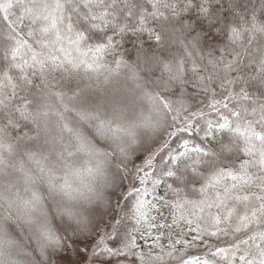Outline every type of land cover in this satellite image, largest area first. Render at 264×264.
Returning <instances> with one entry per match:
<instances>
[{"label":"snow or ice","instance_id":"snow-or-ice-1","mask_svg":"<svg viewBox=\"0 0 264 264\" xmlns=\"http://www.w3.org/2000/svg\"><path fill=\"white\" fill-rule=\"evenodd\" d=\"M13 7L22 9L15 20L10 19ZM239 7L232 5L233 20L220 28L227 43L209 53L206 63L192 60L189 68L188 49L196 48L199 36L187 40L194 29L182 14L195 9L198 20L215 26L221 21L210 0L0 3L6 25L0 35V264H52L54 255L58 264H85L89 253L99 264H156L166 257L179 264H236L237 259L264 264V0L259 13L254 5L251 11ZM128 35L136 38V59H114L111 69L115 76L123 74L127 86L111 98L94 100L85 94L90 85L82 87L75 77L109 67L105 57L116 55V38ZM176 43L184 56L173 53ZM57 72L67 75L48 81ZM189 84L207 98L198 111H189ZM33 89L38 91L32 94ZM21 91L32 98L20 96ZM169 116L184 121L168 133L170 138L203 132L201 144L185 140L169 149L159 175L158 153L145 161L151 172L135 168L142 187L128 191L133 202L125 217L148 228L171 227L152 223L155 204L148 199L170 177L177 185H168L175 202L166 203L180 212L179 220L196 223L197 235L153 256V248L140 250L137 233L141 239L144 233L129 228L123 217L111 231L96 232L92 209L110 203L109 190L131 175L137 152L148 150L144 146ZM217 132L227 137L218 151L208 146V137ZM225 153L232 154L230 164L221 162ZM20 220L33 231L29 240L34 238L36 247L30 251L13 235ZM179 220L174 212L173 224ZM221 235L231 237L229 246L208 243ZM155 240L160 247L159 237ZM200 244L206 246L203 255L189 254Z\"/></svg>","mask_w":264,"mask_h":264},{"label":"trees","instance_id":"trees-1","mask_svg":"<svg viewBox=\"0 0 264 264\" xmlns=\"http://www.w3.org/2000/svg\"><path fill=\"white\" fill-rule=\"evenodd\" d=\"M4 0H0V3H3ZM177 2H186V0H177ZM212 9L215 11L217 15L220 16L221 23L216 24L215 26H210L207 20H203L201 18L198 20L199 13L197 10H192L189 12H184L182 14L183 20L185 23H192L193 24V31L188 35L187 40L191 41L193 37L199 36V41L196 44V48L192 49L189 48L188 50L192 52V57L188 60V67H191V61L196 60L197 63H206L209 53L214 52L218 48H222L225 43H227L226 37L221 33L220 28L223 27L224 23L231 22L233 20V8L232 5L234 3L238 4L240 7L237 11H251L252 6L256 7L257 12L259 13V0H210ZM10 12V19L15 20L17 16L22 15V9H18L13 7L9 10ZM3 12L0 11V35L6 31V25L3 20ZM201 20L203 21L201 23ZM27 23V19H25V24ZM23 27V25H21ZM179 27V25H177ZM17 31H20V28H17ZM24 31H27L25 28ZM21 35L23 33L21 32ZM147 40V37H144ZM184 38L181 37V40ZM116 42L118 47L116 48V55L112 56L109 55L105 57V61L109 67L101 69L99 73H92L88 75V78H85L84 73L78 74L75 78L82 81L81 86L84 87L85 85H90L85 89V94L89 95L94 100H101L104 98H111L112 96L116 95L117 92L126 87V82L124 79L123 74L121 73L120 76H115L111 73V69L115 68V64L113 60H119L121 58L125 60H135L137 56L136 47L137 41L134 36L128 35L124 37L122 40L120 37L116 38ZM173 53L177 57L184 56V50L180 43H176L172 48ZM203 57L204 59L201 60L200 58ZM61 75H67L62 73H52L48 75L47 79L51 83H56L53 80V76L56 77L57 80L60 79ZM191 79L194 77L191 76ZM107 77V79H106ZM34 83L39 85L41 84V80L39 78H34ZM63 82L61 81V84ZM61 85H57L59 87ZM38 89H33L32 94L36 93ZM32 94L26 93L21 91L19 93L20 96L27 95L29 99L32 98ZM173 99H176L173 97ZM187 103L191 106L189 111H198L207 104L206 96L200 92L199 88H193L191 84L187 87V96L185 97ZM17 104L21 103L19 99L16 101ZM207 110V109H205ZM185 115H188L187 113ZM211 119H215V114H212ZM184 121L180 120L178 122H174L171 120L170 116L163 121V126L160 129V132L148 142L147 145L144 147L148 150H140L137 152V157L134 158L132 164L129 165V168L132 169V173L130 176H126L122 182H120L117 189H110L108 192V199L110 201L107 205H98L92 209V224L95 226V231L98 232L100 235H103L104 231H111V225L116 223V220H120L122 217L123 223L126 224L129 228L138 227L140 231L144 233V238H140V234L137 233V240L138 243L141 245V249L143 252L147 253L150 248H153L152 255L155 256L157 253L161 252V248L163 249L164 253H167L171 250L170 246L174 244L177 240H191L193 236L197 235L196 232L192 231V229L196 228V223L193 222L191 225H188L183 220H179L180 212L176 211L175 209L168 206L166 202L172 201L175 202L174 197L172 196L168 185H172V187H176L177 185L173 183L174 178L165 177L164 182L161 183L155 193L152 196L148 197L151 199L155 204V209L151 211V216L155 217V220L152 223L156 225H171V227H154L148 228V225H136L135 221L125 217V213L131 207L132 198L127 197V193L133 185L135 187H142L138 180L136 179L135 168L137 167H145V161L148 159L150 155L153 153H158L154 165L157 168L156 175H159V169L163 167L161 162V158L166 159L169 149H174L178 146V144L182 143L185 140L190 141L191 144H201V137H203V132H180L177 135L169 137V132H175L177 127H182ZM172 127H169V125ZM23 131H28L27 128H24ZM17 133L13 132L12 135L15 136ZM167 141L168 148H163L164 143ZM227 137L224 133L217 132L215 137H208V146L212 147L214 150H219V145L221 143H226ZM163 150L161 151V149ZM228 157V158H225ZM231 153H225L224 156L221 157V162L223 164H230L231 163ZM146 171L151 172V169L145 167ZM201 170H204V166L201 165ZM206 174V173H205ZM187 175L191 176L190 173ZM87 180L88 178L85 177ZM151 191V184L147 186ZM196 187H199L197 184ZM190 187L185 189V192H190ZM124 197H127L126 199ZM162 197L163 199H157ZM175 212V217L179 220L178 223L173 224V213ZM187 215V212L184 213ZM115 217L116 219H113ZM193 219L192 217H189ZM21 228L17 229V232H14L13 235L17 238L19 245H21V238L19 233L22 234H30L33 236L32 230H26L23 226V220L19 221ZM28 226V225H27ZM159 237V245L160 247H156V240L155 238ZM34 239V238H33ZM231 240L230 236H223L221 235L219 238L212 237L208 239V243L218 245L220 247H227L229 246V242ZM35 242V239H34ZM36 245V243H35ZM35 245H32L34 248ZM177 249H183L182 244L175 245ZM25 251H30L25 247ZM189 254H196V255H203L206 252V246L204 244H200L198 248H190ZM66 255V254H65ZM179 255V253H177ZM240 254L238 253L237 256ZM187 258V257H185ZM17 259L24 260L23 256L17 257ZM104 259V258H101ZM58 258L54 255L52 258V264H57ZM99 264V262H97ZM156 264H179V261L176 259L165 258L163 262H156ZM220 264H225V262H220ZM236 264H242L241 261L237 259Z\"/></svg>","mask_w":264,"mask_h":264},{"label":"rangeland","instance_id":"rangeland-1","mask_svg":"<svg viewBox=\"0 0 264 264\" xmlns=\"http://www.w3.org/2000/svg\"><path fill=\"white\" fill-rule=\"evenodd\" d=\"M104 206V205H103ZM26 230L28 229V230H32L29 226H27V225H24L23 226ZM19 236H20V238H21V246H25L27 249H33V247H32V245H35V242H34V239H31V240H29V237H31V235L28 233V234H22V232L21 233H19ZM35 247H36V245H35ZM34 247V248H35ZM25 259H27L26 257H24ZM72 259L74 260V259H76V257H75V255L73 254L72 255ZM57 264H58V260H57ZM85 264H98L97 263V261H95V260H92L91 259V257H90V253H89V260L88 261H85Z\"/></svg>","mask_w":264,"mask_h":264}]
</instances>
